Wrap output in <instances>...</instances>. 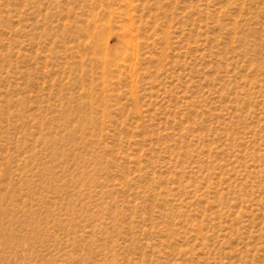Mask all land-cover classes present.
I'll return each mask as SVG.
<instances>
[{"label":"rangeland","instance_id":"obj_1","mask_svg":"<svg viewBox=\"0 0 264 264\" xmlns=\"http://www.w3.org/2000/svg\"><path fill=\"white\" fill-rule=\"evenodd\" d=\"M0 264H264V0H0Z\"/></svg>","mask_w":264,"mask_h":264}]
</instances>
